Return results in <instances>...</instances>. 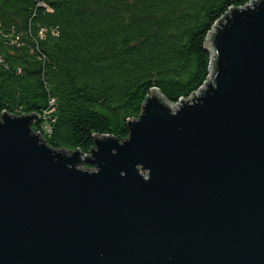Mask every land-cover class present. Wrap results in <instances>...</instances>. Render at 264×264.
Segmentation results:
<instances>
[{
  "label": "water",
  "instance_id": "obj_1",
  "mask_svg": "<svg viewBox=\"0 0 264 264\" xmlns=\"http://www.w3.org/2000/svg\"><path fill=\"white\" fill-rule=\"evenodd\" d=\"M206 48L191 97L152 93L87 155L48 146L36 115H1L0 264H264V0Z\"/></svg>",
  "mask_w": 264,
  "mask_h": 264
},
{
  "label": "trees",
  "instance_id": "obj_2",
  "mask_svg": "<svg viewBox=\"0 0 264 264\" xmlns=\"http://www.w3.org/2000/svg\"><path fill=\"white\" fill-rule=\"evenodd\" d=\"M250 1L0 0V117L36 115L48 146L82 155L122 141L152 93L175 104L204 84L214 26Z\"/></svg>",
  "mask_w": 264,
  "mask_h": 264
},
{
  "label": "rangeland",
  "instance_id": "obj_3",
  "mask_svg": "<svg viewBox=\"0 0 264 264\" xmlns=\"http://www.w3.org/2000/svg\"><path fill=\"white\" fill-rule=\"evenodd\" d=\"M81 166V165H80ZM82 166H83V164H82Z\"/></svg>",
  "mask_w": 264,
  "mask_h": 264
},
{
  "label": "built area",
  "instance_id": "obj_4",
  "mask_svg": "<svg viewBox=\"0 0 264 264\" xmlns=\"http://www.w3.org/2000/svg\"><path fill=\"white\" fill-rule=\"evenodd\" d=\"M202 87V86H201Z\"/></svg>",
  "mask_w": 264,
  "mask_h": 264
}]
</instances>
